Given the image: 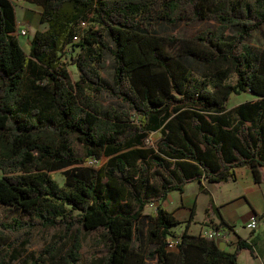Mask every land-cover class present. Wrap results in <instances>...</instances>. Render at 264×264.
I'll return each instance as SVG.
<instances>
[{
    "label": "trees",
    "instance_id": "1",
    "mask_svg": "<svg viewBox=\"0 0 264 264\" xmlns=\"http://www.w3.org/2000/svg\"><path fill=\"white\" fill-rule=\"evenodd\" d=\"M26 1L41 6L47 25L35 30L28 53L16 34L13 3L0 0V206L21 212L0 221V264H11L36 228L72 234L57 259L54 245L43 249L40 261L49 264H79L81 230L106 239L101 264H237L249 243L238 237L232 251L220 248L189 233L188 223L174 235L180 221L163 202L193 181L235 179L240 167L255 182L264 179V52L248 42L264 25V0ZM187 7L191 19L213 16L216 27L190 39L155 32L156 19L174 25ZM82 23L89 25L71 58L74 79L62 57ZM105 51L115 61L111 86L101 76ZM104 89L126 107L104 109L96 97ZM247 91L260 99L240 103L234 119L224 115L230 95ZM150 130L160 135L147 148ZM72 141L84 147L83 157ZM102 155L99 168L86 164ZM55 171L63 185L52 178ZM150 204L154 211L144 214ZM213 209L219 217L213 230L230 228ZM169 237L177 241L174 250L167 249Z\"/></svg>",
    "mask_w": 264,
    "mask_h": 264
},
{
    "label": "rangeland",
    "instance_id": "2",
    "mask_svg": "<svg viewBox=\"0 0 264 264\" xmlns=\"http://www.w3.org/2000/svg\"><path fill=\"white\" fill-rule=\"evenodd\" d=\"M10 1L13 3L15 8L16 31L19 29L26 30V35H19V41L25 52L28 53L29 42L35 30H44L47 27L45 23L40 22V11L42 8L40 5L27 2L26 0ZM158 8L159 6L155 7V9ZM191 11V8L187 7V11L185 12L186 17L178 20L174 25L167 23L164 19H156L155 32L161 36H174L176 39H190L207 28L212 29L216 27L217 22L213 16L191 19ZM88 25V23H82L78 36H76L72 44L67 45L64 49L62 59L65 61L67 68L74 79H77L78 74L75 65L71 62V58L80 50L81 33ZM229 33L233 32L230 31ZM248 42L264 52V25L258 30L252 32L251 36L248 38ZM104 57L106 65L101 70V76L105 85L111 86L113 84L115 61L113 55L109 51L104 52ZM191 68L196 76L200 77L203 73L202 66L196 62L191 64ZM236 79V75H232L228 81L235 83ZM28 84L29 83L26 80V85ZM96 97L104 109L112 108L119 110L126 107V103L121 98L111 95L107 89L98 92ZM259 99L260 97L251 91L241 92L240 94L232 93L226 103L224 115L234 119L237 116V106L240 103L254 102ZM159 135V131L150 130L147 133L142 145L147 148L155 147V141L159 138ZM71 144L75 154L79 157H83L85 152L84 147L78 141H72ZM106 159L107 157L105 155H102L100 160L89 158L87 159L86 164L99 168L105 163ZM52 178L59 185L64 184L65 178L60 171L52 172ZM194 185H196V182L189 183L186 188L191 191L194 188ZM152 211H154V207L147 205L144 209V214H149ZM201 215L202 209H198V220L201 218ZM17 216H21V212L17 209L10 206H0V221L10 223L13 218ZM147 220V217L143 218L144 226L147 223ZM171 231L174 235H180L179 228L172 229ZM71 236V232H65L61 228H36L24 245L16 247L14 251L16 258L11 262V264H22L21 262L24 260L28 262L37 260L40 264H49V258H45L43 261H40L39 256L41 255L43 249L49 245H54V257L57 259L69 248ZM169 239L172 238L169 237ZM80 241L81 249L79 264H101L108 251L107 241L102 234L95 231L81 230ZM45 255L46 253H43L42 256ZM240 260L244 263L251 262V258L246 256H241Z\"/></svg>",
    "mask_w": 264,
    "mask_h": 264
},
{
    "label": "crops",
    "instance_id": "3",
    "mask_svg": "<svg viewBox=\"0 0 264 264\" xmlns=\"http://www.w3.org/2000/svg\"><path fill=\"white\" fill-rule=\"evenodd\" d=\"M196 182L189 191L186 186L182 193L172 191L163 202L165 208L180 221L172 229L179 228V233L188 223V232L202 234L213 230L219 223L218 208L225 225L218 232L221 237L216 241H224V248L232 251L238 237L250 244V249H242L237 255V264H264V179L255 182L253 173L248 167L236 169V178L224 182ZM192 183V182H190ZM214 205V207H213ZM202 209L198 220L197 211ZM251 215H256L258 222L252 228L246 226ZM178 233V234H179ZM241 256L251 258L244 263Z\"/></svg>",
    "mask_w": 264,
    "mask_h": 264
},
{
    "label": "built area",
    "instance_id": "4",
    "mask_svg": "<svg viewBox=\"0 0 264 264\" xmlns=\"http://www.w3.org/2000/svg\"><path fill=\"white\" fill-rule=\"evenodd\" d=\"M16 34L18 35H26V30L25 29H19L18 31H16ZM151 206L154 207L155 209V206L150 204ZM258 222V219H257V216L256 215H251L249 217V219L247 220V223H246V226L249 227V228H252L256 225V223ZM203 236L206 237V238H209V239H214L216 240L218 237L220 238L221 235L218 231H215V230H210V231H207L205 233H203ZM176 242L175 240L173 239H170L168 240V243H167V249L169 250H174L175 247H176Z\"/></svg>",
    "mask_w": 264,
    "mask_h": 264
},
{
    "label": "water",
    "instance_id": "5",
    "mask_svg": "<svg viewBox=\"0 0 264 264\" xmlns=\"http://www.w3.org/2000/svg\"><path fill=\"white\" fill-rule=\"evenodd\" d=\"M224 244H225V243H224L223 241L219 242V247H220V248H224Z\"/></svg>",
    "mask_w": 264,
    "mask_h": 264
}]
</instances>
